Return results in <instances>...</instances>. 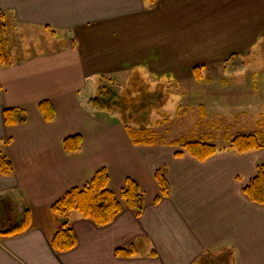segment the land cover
Listing matches in <instances>:
<instances>
[{
    "label": "crops",
    "instance_id": "0c3cea01",
    "mask_svg": "<svg viewBox=\"0 0 264 264\" xmlns=\"http://www.w3.org/2000/svg\"><path fill=\"white\" fill-rule=\"evenodd\" d=\"M0 12L14 49V64L0 65V152L14 170L0 174V228L18 224L25 209L32 221L19 235H0V264H194L207 251L231 252L232 264H264V207L241 191L264 165V149L218 151L206 161L175 157L169 145H132L123 127L95 118L86 104L98 78L125 81L149 71L156 81L180 79L178 70L198 66L195 53L219 27L229 48L239 35L252 46L253 29L264 30V0H0ZM52 35L73 45L51 51ZM44 100L54 109L51 121L38 110ZM10 107L23 109L26 121L7 127ZM76 134L80 149L66 153L63 139ZM99 167L116 195L126 178L138 184L142 215L124 209L98 227L72 212L77 245L55 252L49 238L59 218L50 205ZM159 168L169 193L154 204ZM117 248L136 254L118 257Z\"/></svg>",
    "mask_w": 264,
    "mask_h": 264
},
{
    "label": "rangeland",
    "instance_id": "374dc122",
    "mask_svg": "<svg viewBox=\"0 0 264 264\" xmlns=\"http://www.w3.org/2000/svg\"><path fill=\"white\" fill-rule=\"evenodd\" d=\"M222 30H211V44L194 55L196 65L201 66L200 80L195 79L192 68L179 69L178 75L183 78L178 80L165 77L156 81L149 71L125 81L115 78L111 84L106 78H98L93 96L101 84L109 85L118 99L124 100L120 106L125 110H96L94 117L121 127L125 121L132 129L146 126L162 145L182 136L200 137L218 151L231 150L225 139L237 132L261 130L258 120L264 122V30L253 29L256 38L252 46H244L240 35L234 37L239 42L232 48L225 44L229 36L225 37ZM64 42L70 43L67 35L60 41L52 35L48 48L54 51ZM144 93L149 95L146 100Z\"/></svg>",
    "mask_w": 264,
    "mask_h": 264
},
{
    "label": "trees",
    "instance_id": "16d2710c",
    "mask_svg": "<svg viewBox=\"0 0 264 264\" xmlns=\"http://www.w3.org/2000/svg\"><path fill=\"white\" fill-rule=\"evenodd\" d=\"M148 1L154 2L155 0ZM5 28V16L0 12V65L11 66L14 64V49L8 44ZM63 44L65 46H72L73 41L69 44L66 42ZM200 67L195 66L193 68L195 79L197 80L201 79V74L199 73ZM106 80L111 84L113 79ZM144 95L146 98H143L146 100L149 95L147 93H144ZM155 97H157V94H155ZM121 100L118 99V95L111 89V86H103L101 84L97 94L88 98L86 104L90 110L111 113L116 109H121L123 112L125 107L120 105L124 100ZM37 107L46 121H51L54 118V109L49 101H40ZM26 119V113L21 108L10 107L3 111V121L7 127L23 123ZM258 125L261 127V130H254L248 133L237 132L230 139L226 138L225 143L227 147L238 154L264 149V122L259 119ZM123 128L134 146H153L159 144L153 131L146 126L132 129L124 121ZM81 140L79 134L64 138L62 141L64 151L66 153L77 152L80 149ZM5 142L8 144L9 140L7 139ZM168 145L179 148L175 152V157H182L187 153L198 161H206L218 152V148L214 144L200 137L187 138L182 136L171 141ZM13 171L9 158L0 152V174L11 176ZM154 179L159 188L158 195L153 199V203L157 204L168 195L169 183L163 168L155 171ZM241 191L250 202L264 207L263 164L257 165L254 176L242 187ZM144 208V194L133 179L126 178L124 187L121 189L119 195H116L109 187V175L106 168L99 167L88 182L80 187H72L66 190L50 205V211L59 218V225L49 238L50 245L57 253L67 252L76 247L77 237L69 221L72 212L79 213L82 218L91 221L98 227H104L111 224L124 209H129L135 217L139 218ZM20 217L19 223L15 226L7 229L0 228V235H19L28 230L32 224L29 210H23ZM115 254L118 257L126 258L134 256L136 252L132 248H117ZM231 260V252L229 251L219 255H213L212 252L207 251L200 255L194 264H232Z\"/></svg>",
    "mask_w": 264,
    "mask_h": 264
}]
</instances>
